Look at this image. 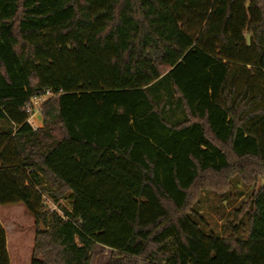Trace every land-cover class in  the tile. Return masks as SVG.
<instances>
[{
  "label": "trees",
  "instance_id": "16d2710c",
  "mask_svg": "<svg viewBox=\"0 0 264 264\" xmlns=\"http://www.w3.org/2000/svg\"><path fill=\"white\" fill-rule=\"evenodd\" d=\"M263 178L264 0H0V207L46 226L31 264H264V187L227 237L198 209Z\"/></svg>",
  "mask_w": 264,
  "mask_h": 264
},
{
  "label": "rangeland",
  "instance_id": "374dc122",
  "mask_svg": "<svg viewBox=\"0 0 264 264\" xmlns=\"http://www.w3.org/2000/svg\"><path fill=\"white\" fill-rule=\"evenodd\" d=\"M247 39L250 35L246 34ZM50 98V96L42 97V102L34 106L36 114L30 119L33 127L37 128L38 119H40V107ZM42 117V116H41ZM264 187V178L260 180L257 186L247 187L241 183L237 188L231 189L226 196L221 197L214 193H206L202 196L199 205V212L205 219V226H201L206 234L214 233L221 237H227L230 229L226 224L234 219L235 210L246 199L248 194L256 189ZM45 209L50 212H57L63 216V209L71 211L72 203L70 199L55 202L48 195L43 196ZM0 219L8 229L7 240L11 250L12 264H31L33 248L36 242V235L40 231V224H37L35 218L21 204L0 207ZM246 236V231L243 232ZM113 255V251L109 248L97 245L92 257L91 264H109Z\"/></svg>",
  "mask_w": 264,
  "mask_h": 264
},
{
  "label": "built area",
  "instance_id": "2783aa9c",
  "mask_svg": "<svg viewBox=\"0 0 264 264\" xmlns=\"http://www.w3.org/2000/svg\"><path fill=\"white\" fill-rule=\"evenodd\" d=\"M46 96H50V94L47 93ZM41 102H42V98H37V99H34V100H33L32 104H30V105L27 106V111H28V113L30 114L29 123H30V119H32L33 116H34V115L36 114V112H37V111H35L34 106H35L36 104L41 103ZM30 124H31V123H30ZM31 126H32V125H31ZM32 127H33V126H32ZM33 128H34V129H37V128H35V127H33Z\"/></svg>",
  "mask_w": 264,
  "mask_h": 264
},
{
  "label": "crops",
  "instance_id": "0c3cea01",
  "mask_svg": "<svg viewBox=\"0 0 264 264\" xmlns=\"http://www.w3.org/2000/svg\"><path fill=\"white\" fill-rule=\"evenodd\" d=\"M40 119H38V126L37 128H41L43 126V118L41 116H39ZM0 223L2 224V226L4 227L5 231H6V235L8 234V229L7 227L3 224V222L1 221L0 219ZM7 250H8V253H9V257H10V261H11V264H12V259H11V250H10V246H9V243H8V240H7Z\"/></svg>",
  "mask_w": 264,
  "mask_h": 264
},
{
  "label": "water",
  "instance_id": "95a60500",
  "mask_svg": "<svg viewBox=\"0 0 264 264\" xmlns=\"http://www.w3.org/2000/svg\"><path fill=\"white\" fill-rule=\"evenodd\" d=\"M46 229L44 228V226L42 224H40V233H45Z\"/></svg>",
  "mask_w": 264,
  "mask_h": 264
}]
</instances>
